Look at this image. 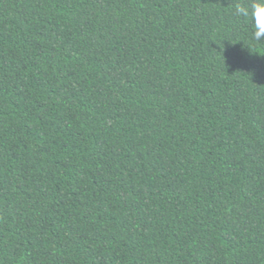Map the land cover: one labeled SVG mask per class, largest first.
I'll list each match as a JSON object with an SVG mask.
<instances>
[{
  "label": "trees",
  "instance_id": "1",
  "mask_svg": "<svg viewBox=\"0 0 264 264\" xmlns=\"http://www.w3.org/2000/svg\"><path fill=\"white\" fill-rule=\"evenodd\" d=\"M256 0H0V264H264Z\"/></svg>",
  "mask_w": 264,
  "mask_h": 264
},
{
  "label": "clouds",
  "instance_id": "2",
  "mask_svg": "<svg viewBox=\"0 0 264 264\" xmlns=\"http://www.w3.org/2000/svg\"><path fill=\"white\" fill-rule=\"evenodd\" d=\"M233 14L249 22L253 42L264 43V0H256L247 6L237 4L233 9Z\"/></svg>",
  "mask_w": 264,
  "mask_h": 264
}]
</instances>
